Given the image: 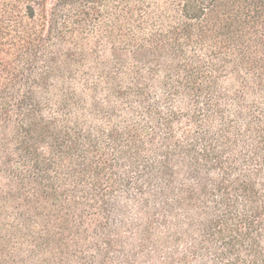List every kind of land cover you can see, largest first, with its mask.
Instances as JSON below:
<instances>
[{"label": "trees", "instance_id": "1", "mask_svg": "<svg viewBox=\"0 0 264 264\" xmlns=\"http://www.w3.org/2000/svg\"><path fill=\"white\" fill-rule=\"evenodd\" d=\"M0 264H264V0H0Z\"/></svg>", "mask_w": 264, "mask_h": 264}]
</instances>
